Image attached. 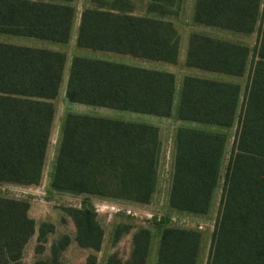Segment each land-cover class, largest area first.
<instances>
[{"label":"trees","instance_id":"obj_1","mask_svg":"<svg viewBox=\"0 0 264 264\" xmlns=\"http://www.w3.org/2000/svg\"><path fill=\"white\" fill-rule=\"evenodd\" d=\"M185 1L149 0L151 14L142 15L134 12L131 0H94L95 5L81 12L76 44L176 63L180 33L167 16ZM73 2L0 0V32L68 42L76 13ZM262 6L264 0L195 1L196 23L244 34L260 24L256 60L242 102L237 82L197 75L182 80L179 119L222 128L238 119L208 264H264ZM250 54V47L241 42L192 32L186 66L240 77L247 72ZM66 59L62 50L0 41V182L24 186L41 182ZM175 88L171 71L76 55L66 97L70 102L170 116ZM226 141L222 131L177 128L169 192L172 208L201 215L209 211ZM161 153L160 130L154 124L68 112L51 186L72 195L145 205L157 189ZM30 209L28 198L0 193V264H23L25 246L37 226ZM65 211L75 225L78 246L91 251L83 264H97L96 252L104 238L98 212L89 204L68 206ZM133 228L129 256L113 253L105 264H147L151 229L127 225L123 230ZM123 230L115 232V238ZM53 231L52 223L41 222L39 243H46ZM71 239L63 234L53 240L49 255L33 264H61ZM201 240L195 228L162 227L156 264H198Z\"/></svg>","mask_w":264,"mask_h":264},{"label":"rangeland","instance_id":"obj_2","mask_svg":"<svg viewBox=\"0 0 264 264\" xmlns=\"http://www.w3.org/2000/svg\"><path fill=\"white\" fill-rule=\"evenodd\" d=\"M195 1L196 0H186L179 9L176 7V10H172L173 13H169L167 16V18L173 21L178 32L180 33V50L176 63L146 60L128 54H120L111 51L78 48L77 46L76 48L81 51L82 55L87 57L104 58L111 61L172 71L175 74L177 81L172 107V115H175L179 109L181 98L180 87L183 77L187 74L200 75L198 71L203 72L204 76L206 77L215 76L216 78V76H224L221 79L225 80H227V78L230 80L236 78V82L241 85L242 102L250 77L251 68L254 61L256 60L255 50L260 36V24L257 30L254 32L250 34H244L221 27L196 23L194 21ZM131 2L134 5V12L136 14H151L147 9L149 0H131ZM73 3L76 7V13L68 43L65 44L62 42L41 39L33 36L14 35L2 32H0V41L11 42L19 45L45 47L50 49H68L72 43L76 45V32L78 31L80 24L81 12L85 7L95 5V2L94 0H74ZM263 7L264 6H262V8ZM192 32H200L213 37L241 42L248 45L251 49V54L249 57L247 72L243 76L237 77L205 70L194 71L187 67L186 53L189 45V36ZM68 110L82 114L109 117L125 121L157 123L161 131V137L164 141L166 151H169V148H171L172 136L174 129L177 126V120L173 116L164 118L162 116L153 114L75 102H68ZM239 111L240 110H238V112ZM63 114V111L58 114L57 121L52 126L50 143L41 182L38 185L28 186L0 182V193H7L17 197H25L30 200V213L37 224L35 234L30 238L25 246L22 258L23 264H33L36 259L47 257L50 253L53 240L61 237L63 234L70 235L72 239L70 245L62 254L61 264H83L87 255L91 251L78 246L74 239L76 229L75 225L71 217L65 211V208L68 206H81L83 204L92 205L96 209L98 212V219L104 229L102 249L96 252L98 256L97 264H103L104 261L106 262L108 257L113 253H116L123 258H127L129 256L132 248V234L134 232V228L130 232L125 233L123 229L127 227V225H131L133 227L145 226L151 229L152 242L147 264H155L156 262L157 240L162 227L178 226L195 228L202 234L198 264H208L212 249L215 225L221 208L225 174L233 150L235 135L237 133L238 119L231 127L223 128L210 123L186 121L192 125L194 124L196 128L214 131L219 130L224 132L227 136L220 168V178L213 194L210 209L206 214L201 215L177 211L170 206L168 203V194L171 184V163L170 158L167 157L166 159H162V161H160L159 180L157 185L158 189H156L157 191L153 199L144 206L132 208L133 211L129 213L126 211L124 204L117 201H107L104 199H98L84 195H72L58 192L52 188L51 180L54 172L56 152L61 135L59 118H62ZM43 221H46L49 224L52 223L54 225V231L53 233H49L48 241L46 243L43 241L39 243L38 230L41 222ZM118 230L123 231L121 232L119 238H115V232Z\"/></svg>","mask_w":264,"mask_h":264},{"label":"crops","instance_id":"obj_3","mask_svg":"<svg viewBox=\"0 0 264 264\" xmlns=\"http://www.w3.org/2000/svg\"><path fill=\"white\" fill-rule=\"evenodd\" d=\"M77 34H78V31L76 32V39H77ZM68 42H65V44L68 43ZM76 46H77V44L75 45V44L72 43V45L68 49H54V50H62V51H65L66 52V55H67V59H66V63H65V68H64V71H63L62 83H61V86H60V89H59L58 96L55 99V116H54V120H53V125H54L56 123V121H57L58 114H60L61 111L64 112L62 118H59V120H60V129L62 127L63 120H64V116H65L66 113H68V112L78 113V112H74V111H69L68 110V102H70V101L66 97V89H67V84H68V79H69V73H70V68H71L72 60H73L74 56H76V55L85 56V55H82L81 51L78 50L76 48ZM78 48H81V47H78ZM85 57H87V56H85ZM90 58H92V57H90ZM99 59H104V58H99ZM189 68H191L194 71L202 70V69H198V68H196L197 69L196 70L193 67H189ZM198 72L200 73V75H197V76L206 77V76H204V73L203 72H201V71H198ZM187 75H194V74H187ZM222 77H224V76H216V78H215V76L214 77L212 76V77H209V78H215V79H219V80H225V79H221ZM237 77H239V76H237ZM228 79L229 78H227L226 81L236 82V78H233L232 80H230V79L228 80ZM178 85H180V84H178ZM181 86H182V81H181ZM175 91H176V88H175ZM180 91H181V87H180ZM180 101H181V98H180ZM75 103H77V102H75ZM179 106H180V104H179ZM78 114H82V113H78ZM87 115H89V114H87ZM171 116H173V117L176 118V120H177V126L174 129V133H173V136H172V145H171V148H169V151H166L165 150L166 147H165L164 141H163V139L161 137V140H162V153H161L160 161H162V159H166V157L167 158H170V163H171L170 175H171V178H172L173 165H174V159H175V154H176V148H175V146H176L175 144L176 143H175V139H176V131H177V128L180 127V126H187V127H193L194 126L195 127V125L194 124L192 125V124L186 122V121H191V120H181V119H179L178 112H176L175 115H172V113H171L170 116H162V117L166 118V117H171ZM130 122H132V121H130ZM150 124H154V125L158 126L157 123H150ZM159 130H160V128H159ZM212 131H214V130H212ZM217 131H219V130H217ZM160 136H161V131H160ZM170 183H171V179H170ZM170 186H171V184H170ZM157 189H158V186H157ZM169 192H170V190H169ZM155 193H154L153 197L155 196ZM168 196H169V194H168ZM153 197H152V199H153ZM107 201H113V202H116L117 201V202L123 203L124 204V207H127V206H136V207L137 206H144V205H139V204L133 203L131 201H126V200H107ZM168 203H169V197H168ZM174 210H176V209H174ZM177 211H180V210H177ZM30 212H31V209H30ZM184 212H187V211H184ZM105 263L106 262L104 261L103 264H105ZM155 264H156V262H155Z\"/></svg>","mask_w":264,"mask_h":264},{"label":"built area","instance_id":"obj_4","mask_svg":"<svg viewBox=\"0 0 264 264\" xmlns=\"http://www.w3.org/2000/svg\"><path fill=\"white\" fill-rule=\"evenodd\" d=\"M134 207H136V206H127L125 208H126V211L130 213L131 211H133L132 208H134Z\"/></svg>","mask_w":264,"mask_h":264}]
</instances>
